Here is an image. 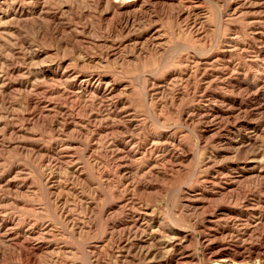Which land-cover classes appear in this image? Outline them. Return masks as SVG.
Listing matches in <instances>:
<instances>
[{
  "label": "rangeland",
  "instance_id": "rangeland-1",
  "mask_svg": "<svg viewBox=\"0 0 264 264\" xmlns=\"http://www.w3.org/2000/svg\"><path fill=\"white\" fill-rule=\"evenodd\" d=\"M126 1L0 0V264H264V173L224 185L264 169V0ZM125 200L162 234L112 238Z\"/></svg>",
  "mask_w": 264,
  "mask_h": 264
},
{
  "label": "bare ground",
  "instance_id": "bare-ground-1",
  "mask_svg": "<svg viewBox=\"0 0 264 264\" xmlns=\"http://www.w3.org/2000/svg\"><path fill=\"white\" fill-rule=\"evenodd\" d=\"M97 1H107V2H110L112 4V6L114 7V9L116 10H124V8H126L129 3L128 1L126 0H118V1H113V0H97ZM139 0H133V2H138ZM126 10V9H125ZM132 10V9H131ZM124 12V11H123ZM128 12V11H127ZM124 14V13H123ZM126 15V13H125ZM35 16V15H34ZM54 17V16H53ZM126 20L129 18V17H125ZM8 19V18H7ZM1 20V19H0ZM55 23V22H54ZM54 29V28H53ZM52 29V30H53ZM8 30V29H7ZM69 69V68H68ZM82 85V88L83 86L86 88V89H89V90H99L100 88V79H93V78H88V79H82L81 82ZM85 89V90H86ZM82 91V90H81ZM113 92V89L109 87V83H106L105 84V90H104V96H110ZM79 94V93H77ZM102 94V93H101ZM102 96V95H101ZM126 107V106H125ZM62 113V112H61ZM64 113V112H63ZM61 115V114H60ZM233 117V116H232ZM235 117V116H234ZM233 119V118H232ZM236 119V118H235ZM208 120V119H207ZM226 120V119H225ZM245 120V119H244ZM204 122V121H202ZM225 124V123H224ZM204 125L203 126V129H204V132L205 133H208V132H211V131H214L216 128H220L222 127V123H217V122H214V121H205V124H202ZM219 131V130H218ZM211 134V133H210ZM219 134V133H218ZM175 136V135H174ZM253 138V137H252ZM255 138V137H254ZM167 142V141H165ZM174 143V142H173ZM253 144V143H252ZM242 145V144H240ZM163 148V147H162ZM257 160V159H256ZM259 165V164H258ZM243 168V167H242ZM261 168V169H260ZM258 169V167L256 166H253V167H250V168H247L245 170H243L239 175H236V176H232V178L230 179V181L228 183H225V187H226V190H233L234 188H237L240 184H242L243 182H245L244 180L246 179H250L252 183H258L259 182V179L262 176V173H264V169H262V167H260ZM233 174V173H232ZM134 179V178H133ZM262 181V180H261ZM226 182V181H225ZM218 184V183H217ZM214 185V184H212ZM215 186V185H214ZM217 187V186H216ZM219 189V188H218ZM212 192V191H211ZM198 193V192H197ZM196 193V194H197ZM210 193V191H209ZM225 194V193H224ZM223 194V195H224ZM199 196L197 198H195V202H194V209H201L203 210V213L202 215H205V218L209 219L210 221H212L214 218H219L221 216H223L224 214H226L225 212L231 210L232 208H229V204L230 203H218L217 205L215 206H211V200H213V198H215V196L217 194L213 193V194H203V193H199L198 194ZM228 200H230V202L233 200V199H238L239 201H241L242 203H247L249 202L248 200V197L247 196H242L240 198H237L234 197L232 194L229 193V195L225 196ZM127 198V197H126ZM194 199V198H193ZM124 200V199H123ZM217 200V199H215ZM123 206H120L118 211H113L112 214H110L111 212H109L111 209V207H107V209L104 210V213L105 214H108L107 216H112V215H115V214H119L121 215L122 214V217H125L128 219V221H125L122 220V222H124V224L126 223H129V225L127 227L121 229V230H118V227L121 225L120 224V221H118V219H115L113 220V223H112V232H111V237L114 238V237H119L120 241L124 239V237L128 236L132 231H135L137 234L138 232H141L142 234H146L145 236V239L146 241H148V239L150 238H154V233H158L161 229H164V228H161V224L155 228V225H153L152 222H150L149 224H145L144 221H142L140 218H138L137 216H135L134 212H132L131 210H127L128 206L132 205V202H130L129 200H125L123 201ZM134 203V202H133ZM215 203V202H214ZM92 205V204H91ZM243 205V204H242ZM135 206V205H134ZM188 206H192V205H188ZM120 210V211H119ZM197 211V210H196ZM200 212V211H199ZM150 213V212H149ZM200 213V214H201ZM137 214V213H136ZM140 214V213H138ZM150 216V215H149ZM129 219H131V221H129ZM145 219V218H144ZM204 219V218H203ZM229 219V218H228ZM231 219V218H230ZM146 221V220H145ZM264 222V212H261L255 222L254 225L250 226V228L248 227V229L250 230H255V229H258L260 225H262ZM110 223V222H109ZM212 223V222H211ZM226 223V221H225ZM123 225V224H122ZM127 225V224H126ZM121 228V227H120ZM182 230V229H181ZM9 231V230H7ZM6 231V232H7ZM185 232V230H183ZM10 232V231H9ZM110 233V232H109ZM159 234H162L161 231ZM7 235V234H6ZM132 236V235H131ZM133 236H135L133 234ZM140 236V235H138ZM182 236V237H181ZM7 237V236H6ZM24 237V236H23ZM149 237V238H147ZM159 237V236H158ZM189 237V234H183V232H181L180 230H178L176 232V236L173 237V239L169 242V245L172 248H181L182 245L184 244L185 240L188 239ZM10 238V237H9ZM110 238V237H109ZM132 238V237H131ZM111 239V238H110ZM118 239V238H117ZM26 241V240H25ZM126 241V240H125ZM139 241V240H138ZM145 241V242H146ZM136 242V241H135ZM168 242V241H167ZM11 243V242H10ZM17 243V242H16ZM32 243V242H31ZM127 243H130L127 242ZM151 243V242H149ZM204 243H205V246L207 249L209 250H213L215 249L218 245L217 244H213V240L211 241L210 239H208V236L205 235V239H204ZM18 244V243H17ZM126 244V243H125ZM40 245V244H39ZM130 245V244H129ZM14 246V245H13ZM132 246V245H131ZM142 246V245H140ZM22 248V247H21ZM97 248V247H96ZM127 248V247H126ZM143 248V247H142ZM145 248V247H144ZM15 249V248H14ZM20 250V249H19ZM92 250V249H91ZM22 251V250H21ZM141 251V250H140ZM181 251V250H180ZM32 252V251H31ZM148 252V251H147ZM225 252L226 251H215L213 250L212 251V258H214V260H216V263L215 264H238L236 262V260L234 258H231L229 257L228 255H225ZM92 254H95L96 251H92L91 252ZM145 253V252H144ZM180 253V252H179ZM152 254V253H151ZM178 254V253H177ZM193 254V253H192ZM190 254L189 252L187 251H183L181 252L178 256L174 257V258H170L171 260L168 262V261H150L148 264H195V256ZM147 256H150V253L148 252L146 254ZM125 256V255H124ZM135 256V255H134ZM154 257V256H153ZM128 256H125L123 259H127ZM150 258V257H148ZM156 258V257H155ZM161 258V257H160ZM162 259V258H161ZM164 259V258H163ZM169 259V258H167ZM157 260V259H155Z\"/></svg>",
  "mask_w": 264,
  "mask_h": 264
}]
</instances>
